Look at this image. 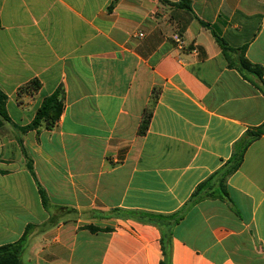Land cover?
Masks as SVG:
<instances>
[{"label": "crops", "instance_id": "crops-1", "mask_svg": "<svg viewBox=\"0 0 264 264\" xmlns=\"http://www.w3.org/2000/svg\"><path fill=\"white\" fill-rule=\"evenodd\" d=\"M0 20V247L23 242V264H161L166 235L170 264H264V134L225 193L189 203L264 125V74L240 67L245 48L264 72V0H0ZM55 93L58 124L23 132Z\"/></svg>", "mask_w": 264, "mask_h": 264}, {"label": "trees", "instance_id": "trees-1", "mask_svg": "<svg viewBox=\"0 0 264 264\" xmlns=\"http://www.w3.org/2000/svg\"><path fill=\"white\" fill-rule=\"evenodd\" d=\"M177 6L190 8L189 3L179 4ZM0 28H1V20H0ZM216 40L224 52H226L229 49L227 47V44L222 39L216 36ZM240 53H241L240 55L241 69L247 71L245 73L254 75L255 77L261 80L264 74L263 70L260 67L253 65L251 62L247 60V58L245 57V48L240 49ZM40 88H41L40 82L35 80L31 82L25 89L28 90L30 93H35ZM152 101H153L152 105H154L156 101V97H154ZM62 112H63V103L60 97V93H55L51 97H48L44 100L41 108L37 111L36 117L31 123V125H29L26 128H23L22 131L23 132H26L28 130L39 131L40 129L43 128L50 130L58 124ZM152 114H153L152 108L146 110L139 128L140 135H145L147 133L152 119ZM9 121L10 118L7 112V96L4 94L2 90H0V129L3 127L4 123ZM263 134H264V125L255 131H248L247 134L235 146V150L232 158L218 172H216L213 176H211L206 182L198 186L189 203L195 202L199 197H201L206 192L212 190L213 188H217L218 190H220V192L225 193L227 179L240 167L247 148L251 145L253 141L257 140ZM40 192H41L43 204L47 205L48 200L44 191L40 189ZM132 217L143 222H154L155 224L158 225L161 222L160 220H162V218L160 217L156 218L141 213H133ZM30 228L31 227L27 228L25 232L24 240L26 239V235L30 232ZM169 237L170 236L165 235L163 236L162 239L165 260L161 264H170ZM22 253H23V242L1 246L0 264H23L21 261Z\"/></svg>", "mask_w": 264, "mask_h": 264}, {"label": "built area", "instance_id": "built-area-1", "mask_svg": "<svg viewBox=\"0 0 264 264\" xmlns=\"http://www.w3.org/2000/svg\"><path fill=\"white\" fill-rule=\"evenodd\" d=\"M140 36H142V35H140ZM173 40L175 41V43L177 44V47L180 50L185 49V42L179 35H175Z\"/></svg>", "mask_w": 264, "mask_h": 264}]
</instances>
